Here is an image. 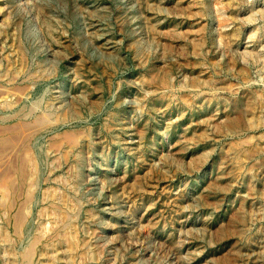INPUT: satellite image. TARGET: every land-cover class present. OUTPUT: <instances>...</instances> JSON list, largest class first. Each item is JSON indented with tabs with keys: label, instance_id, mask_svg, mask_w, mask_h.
<instances>
[{
	"label": "rangeland",
	"instance_id": "obj_1",
	"mask_svg": "<svg viewBox=\"0 0 264 264\" xmlns=\"http://www.w3.org/2000/svg\"><path fill=\"white\" fill-rule=\"evenodd\" d=\"M68 255L264 264V0H0V264Z\"/></svg>",
	"mask_w": 264,
	"mask_h": 264
},
{
	"label": "bare ground",
	"instance_id": "obj_2",
	"mask_svg": "<svg viewBox=\"0 0 264 264\" xmlns=\"http://www.w3.org/2000/svg\"><path fill=\"white\" fill-rule=\"evenodd\" d=\"M238 117V116H237ZM239 118V117H238ZM30 162H31V167H32V170L34 171V170H36L37 169V167H38V165H37V162L34 160V159H32V160H30ZM35 173V172H34ZM32 179V178H31ZM3 187V186H2ZM4 189V188H3ZM2 189V190H3ZM8 189V188H7ZM5 191V190H4ZM3 194V193H2ZM54 194V193H53ZM48 195H50V192L48 193ZM3 196H4V194H3ZM60 197V196H59ZM56 198V197H55ZM58 199V198H57ZM51 201H53V200H51ZM54 201H56V200H54ZM59 201V200H58ZM57 201V202H58ZM50 202V201H49ZM53 203V202H52ZM60 203V202H59ZM64 203V202H63ZM56 204V203H55ZM50 205V204H49ZM58 205V204H57ZM64 205V204H63ZM59 206V205H58ZM53 207H56V206H53ZM60 207V206H59ZM61 208V207H60ZM47 209V208H46ZM52 209V208H51ZM54 209V208H53ZM59 209V208H58ZM58 209H56V210H58ZM54 211V210H53ZM61 213V212H60ZM50 214V213H49ZM54 214V213H53ZM63 216V215H62ZM64 218V217H63ZM62 219V218H61ZM63 221V220H62ZM67 222H68V220H67ZM58 223V222H57ZM64 224H66V223H64ZM67 227V226H66ZM67 228H69V227H67ZM45 229V228H44ZM46 230V229H45ZM68 230V229H67ZM71 230V229H70ZM75 230V229H74ZM60 232V231H59ZM63 233H64V231H62ZM42 233V232H41ZM65 233H66V231H65ZM68 233H69V230H68ZM64 234H62V237H63V239H67V238H64V236H63ZM67 235V234H66ZM70 235V234H69ZM69 235H68V237H69ZM72 237V236H71ZM50 239V238H49ZM57 239V238H56ZM7 240V239H6ZM52 240V239H51ZM68 241V246L70 247V248H72V246H73V240H71L70 238L67 240ZM54 242V241H53ZM52 243V242H51ZM60 243V242H59ZM54 244H55V242H54ZM61 244V243H60ZM67 244V243H66ZM77 244V243H76ZM52 247V246H51ZM77 247V246H76ZM67 248V247H66ZM79 248V247H78ZM57 249V248H56ZM75 249V248H74ZM50 250V249H49ZM82 250V249H81ZM80 250V251H81ZM65 251V250H64ZM68 251V250H67ZM77 251V250H76ZM54 252V251H53ZM56 252V251H55ZM54 252V253H55ZM84 252H82V254H83ZM70 254V253H69ZM80 254V253H79ZM42 255H43V252H42ZM74 255V254H73ZM84 255V254H83ZM55 257H57L58 256V254H57V256L56 255H54ZM71 256V255H70ZM69 255H68V257H70ZM81 256V255H80ZM55 257H53V258H55ZM91 257V256H90ZM72 258H73V256H71L70 258H69V260L68 261H70L68 264H71V262H72ZM75 258V257H74ZM46 259V258H45ZM59 259V258H58ZM79 259V258H78ZM92 259V258H91ZM83 260V259H82ZM88 260V259H87ZM57 261V260H56ZM73 261H75V260H73ZM24 262V261H23ZM46 262V261H45ZM77 262H79V261H77ZM76 263V262H75ZM64 264V263H63ZM81 264V263H80ZM83 264H85V263H83Z\"/></svg>",
	"mask_w": 264,
	"mask_h": 264
}]
</instances>
